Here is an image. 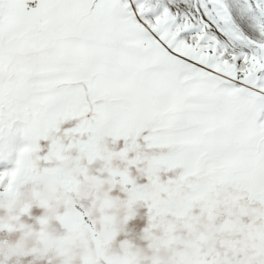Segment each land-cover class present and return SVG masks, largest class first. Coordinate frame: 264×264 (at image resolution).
Here are the masks:
<instances>
[{
  "label": "snow or ice",
  "instance_id": "1",
  "mask_svg": "<svg viewBox=\"0 0 264 264\" xmlns=\"http://www.w3.org/2000/svg\"><path fill=\"white\" fill-rule=\"evenodd\" d=\"M0 264H264V0H0Z\"/></svg>",
  "mask_w": 264,
  "mask_h": 264
}]
</instances>
